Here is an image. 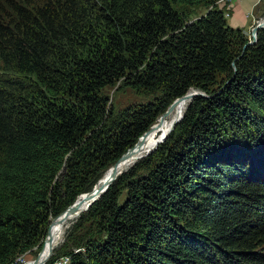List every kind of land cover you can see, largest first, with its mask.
<instances>
[{"label": "trees", "instance_id": "16d2710c", "mask_svg": "<svg viewBox=\"0 0 264 264\" xmlns=\"http://www.w3.org/2000/svg\"><path fill=\"white\" fill-rule=\"evenodd\" d=\"M220 4L0 0V264L40 250L51 219L191 89L218 94L196 96L47 264H264V28L245 47ZM117 82L147 100L107 106Z\"/></svg>", "mask_w": 264, "mask_h": 264}, {"label": "rangeland", "instance_id": "374dc122", "mask_svg": "<svg viewBox=\"0 0 264 264\" xmlns=\"http://www.w3.org/2000/svg\"><path fill=\"white\" fill-rule=\"evenodd\" d=\"M232 1L233 0H225L223 1L220 5V7H222V9H224V13H225V19L227 22V25L232 27V28H238V29H242L244 31V33L247 35V43L252 41V34H251V27L254 26V24L256 23L257 20H259L260 18L264 17V1H260L257 3L256 0V6L254 8V16H248L247 20H248V24L245 26H233L232 23V12H230L231 10V5H232ZM259 7V8H258ZM177 9L179 11H183L186 13V15L189 16L190 20H195L197 19L199 16H202L205 14V8L204 7H184V6H177ZM256 20V21H255ZM256 38V37H255ZM256 41V40H255ZM246 43V44H247ZM252 45V44H251ZM142 68H139V71H141ZM195 90V89H193ZM196 91V90H195ZM198 91V90H197ZM216 94L215 93L211 96L206 95H197V96H202V97H208V98H212L214 97ZM101 95L103 97H105L107 99V106L115 109H122L128 105L131 104H135V103H139V102H144L145 98L135 94V92L127 85H122L121 82H117L114 85L111 86H106L105 88H103L101 90ZM205 95V94H204ZM196 97V96H195ZM191 98L186 105V108L184 109V112L181 114V118L174 124V126L172 127V129L168 132L167 136L161 140L154 148L153 150H151L148 154L144 155V157H142L141 159H139L137 162H135L129 169H127L126 171H129L133 166H135L139 161L149 157L154 151L155 149H157L160 145L165 144V142L167 141V139L169 138L171 132L174 130L175 126L180 122V120L183 118L185 111L188 107V105L191 103V101L195 98ZM242 99H244L242 97ZM245 100V99H244ZM166 111V110H165ZM164 111V112H165ZM164 114V113H163ZM162 114V115H163ZM161 115V117H162ZM161 117L159 119H161ZM158 118V117H157ZM156 118V119H157ZM159 121V120H158ZM252 161V160H251ZM125 172V171H124ZM264 171L260 170V171H256L257 175H258V179L264 180ZM103 174V173H102ZM139 179H142L143 181H145V179H143L144 177H146V172H142L139 171ZM101 177V176H100ZM127 191H123L120 198H119V202H123L125 201V199H127L129 197V195H127ZM74 222V221H73ZM63 240V239H62ZM61 243V242H60ZM59 243V244H60ZM58 244V245H59ZM57 245V246H58ZM40 250H36L33 249L24 259L22 257V255L20 257L17 258L16 263L15 264H21L23 261L27 262L30 261L32 259H34L37 254L39 253ZM49 259V258H48ZM47 259V261H48ZM46 261V262H47ZM44 264H47V263Z\"/></svg>", "mask_w": 264, "mask_h": 264}, {"label": "bare ground", "instance_id": "6f19581e", "mask_svg": "<svg viewBox=\"0 0 264 264\" xmlns=\"http://www.w3.org/2000/svg\"><path fill=\"white\" fill-rule=\"evenodd\" d=\"M255 25V24H254ZM253 26L251 27V29ZM192 90H189L187 93L189 94ZM189 101L188 96L182 97L177 99L174 103L171 109L169 111L167 110L162 118L153 124L150 129L143 134V136L136 142L134 146L130 149V151L122 158V160L118 163L117 171H126L129 169L135 162H137L139 159H141L144 155L147 154V152L154 148L158 144V142L161 140V137L168 134L170 131L174 121H176L179 116L184 112V109L186 108L187 102ZM105 172V171H104ZM103 172V173H104ZM108 171L105 173L104 177L101 175L100 182L102 183V180L105 178L106 175H108ZM100 183V184H101ZM83 196L78 197L76 203L77 208L63 216L60 221H57L53 224L52 230H51V241H47L46 245L44 247V252L41 255L40 264H42V260L47 257L48 249L53 245L57 246L62 239L64 238V235L71 227L73 221L79 216L80 209L85 208V203H83ZM82 213V212H81ZM29 264H32L30 262Z\"/></svg>", "mask_w": 264, "mask_h": 264}, {"label": "water", "instance_id": "95a60500", "mask_svg": "<svg viewBox=\"0 0 264 264\" xmlns=\"http://www.w3.org/2000/svg\"><path fill=\"white\" fill-rule=\"evenodd\" d=\"M262 28H264V17L263 18H260L259 20H257L256 21V23H255V25L253 26V28L251 29V34H252V41L251 42H248L246 45H245V47L246 46H249V45H251V44H254L255 43V40H256V34H257V31L259 30V29H262ZM192 91L188 94V93H186V94H184L183 96H181V97H179V98H182V97H187L188 96V98H189V100L191 99V98H193V97H195V96H197V95H203V96H206V95H204L202 92H199V91H195V90H193V89H191ZM179 98H177V99H179ZM177 99H175L170 105H169V107L166 109V111L168 110L169 111V109H171L172 108V106H173V103L177 100ZM165 111V112H166ZM165 112H163V113H165ZM181 116V115H180ZM179 116V118L176 120V121H174V123H173V125H172V127L174 126V124L181 118ZM172 127H171V129H172ZM170 129V130H171ZM167 136V134L165 135V136H163V137H161V140H163L165 137ZM140 138V137H139ZM138 138V139H139ZM160 140V141H161ZM138 141V140H137ZM159 141V142H160ZM158 142V143H159ZM136 144V143H135ZM134 144V145H135ZM133 145V146H134ZM155 147V146H154ZM132 148V147H131ZM131 148H129L125 153H123L113 164H111L106 170H105V172L102 174L103 175V177H104V175H105V173L108 171L109 173H108V175H106L105 176V178L102 180V183L100 182V180L102 179H98L96 182H95V184L93 185V187L90 189V190H88V191H86V192H84V193H81V194H79L77 197H76V199H75V201L71 204V205H69L62 213H60L58 216H56V217H54V218H52L51 219V221H50V223H49V225H48V228H47V230H46V233H45V236H44V241H43V245H42V247H41V249H40V251H39V253L37 254V256L34 258V259H32V260H30V261H27V262H25V263H23V264H29L30 262H32V264H40V260H41V255H42V253L44 252V247H45V245H46V242L48 241H51L50 240V237H51V230H52V227H53V224L55 223V222H57V221H60V219L63 217V216H65L66 214H68L69 212H71L72 210H74L75 208H77L78 206H77V203H76V201H77V199H78V197H80V196H83V198H84V200H83V203H85V208H83V209H80V213L81 212H84V211H86L91 205H92V203H94L107 189H108V187L111 185V183L117 178V176H119L120 174H122L124 171H117V166H118V163L122 160V158L130 151V149ZM151 150H153V148L152 149H150L148 152H147V154L151 151ZM144 157V156H143ZM101 183V184H100ZM79 213V214H80ZM55 247L56 246H51L49 249H48V253H47V257L46 258H44L41 262H42V264H44L46 261H47V259L53 254V250L55 249Z\"/></svg>", "mask_w": 264, "mask_h": 264}, {"label": "crops", "instance_id": "0c3cea01", "mask_svg": "<svg viewBox=\"0 0 264 264\" xmlns=\"http://www.w3.org/2000/svg\"><path fill=\"white\" fill-rule=\"evenodd\" d=\"M256 5V0H233L230 9L233 16L231 24L241 27L247 25V18L248 16H254V8Z\"/></svg>", "mask_w": 264, "mask_h": 264}, {"label": "built area", "instance_id": "2783aa9c", "mask_svg": "<svg viewBox=\"0 0 264 264\" xmlns=\"http://www.w3.org/2000/svg\"><path fill=\"white\" fill-rule=\"evenodd\" d=\"M225 0H220V3H222ZM260 1H264V0H257V3ZM28 255V253H25L22 255L23 259ZM50 258V257H49ZM69 257L68 256H61L59 257L57 260L53 261L50 264H69ZM25 263V261H23L21 264ZM47 263V262H46Z\"/></svg>", "mask_w": 264, "mask_h": 264}]
</instances>
